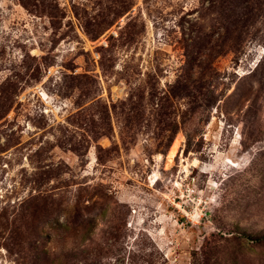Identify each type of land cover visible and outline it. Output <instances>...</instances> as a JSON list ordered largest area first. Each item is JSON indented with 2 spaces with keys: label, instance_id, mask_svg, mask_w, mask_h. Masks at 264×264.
Here are the masks:
<instances>
[{
  "label": "rangeland",
  "instance_id": "374dc122",
  "mask_svg": "<svg viewBox=\"0 0 264 264\" xmlns=\"http://www.w3.org/2000/svg\"><path fill=\"white\" fill-rule=\"evenodd\" d=\"M0 264H264L259 0H0Z\"/></svg>",
  "mask_w": 264,
  "mask_h": 264
},
{
  "label": "bare ground",
  "instance_id": "6f19581e",
  "mask_svg": "<svg viewBox=\"0 0 264 264\" xmlns=\"http://www.w3.org/2000/svg\"><path fill=\"white\" fill-rule=\"evenodd\" d=\"M180 143L181 142L177 140L175 142V144L173 145V147L171 148V150H170V152L168 154V160H169L170 163H172L173 160L177 157V149H178ZM233 168H235V167L233 166ZM236 169H237V167H236Z\"/></svg>",
  "mask_w": 264,
  "mask_h": 264
},
{
  "label": "trees",
  "instance_id": "16d2710c",
  "mask_svg": "<svg viewBox=\"0 0 264 264\" xmlns=\"http://www.w3.org/2000/svg\"><path fill=\"white\" fill-rule=\"evenodd\" d=\"M259 5H260V7L263 8V10H264V2H263V0H259Z\"/></svg>",
  "mask_w": 264,
  "mask_h": 264
}]
</instances>
